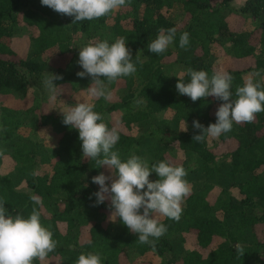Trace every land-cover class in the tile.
<instances>
[{"label": "trees", "instance_id": "1", "mask_svg": "<svg viewBox=\"0 0 264 264\" xmlns=\"http://www.w3.org/2000/svg\"><path fill=\"white\" fill-rule=\"evenodd\" d=\"M231 1L131 0L104 17L74 23L40 0H0V95L23 102V107L0 102V199L13 215L27 217L38 208L58 242L44 264H75L88 252L99 253L103 264H264V112L219 138L197 142L194 137L202 132L193 121L205 128L215 123L223 102L215 97L193 102L176 89L178 77L189 79V68L209 77L216 71L231 74L233 92L249 73L259 71L256 79L264 81V0H246L237 9ZM235 16L251 20L254 29L238 24ZM173 27L174 45L160 55L149 52L159 30ZM27 31L29 49L21 57L12 43ZM185 31L186 49L179 47ZM121 37L133 58L139 56L138 70L106 81L111 99L93 97L91 103L109 128H118L114 150L122 160L132 154L150 166L170 160L185 167L192 188L179 222L157 214L167 233L152 244H140L119 219L109 220L110 201L93 206L90 196L99 186L92 177L112 172L98 160L82 158L78 132L65 126L58 112L88 93L91 77L77 76L79 47ZM221 54L235 64L221 66ZM52 74L62 77L54 81L62 94L48 111L42 107L49 103L44 81ZM66 88L73 93L66 95ZM48 131L61 134L57 145L44 141L41 134ZM226 142L235 147L215 150ZM7 156L13 166L4 163Z\"/></svg>", "mask_w": 264, "mask_h": 264}, {"label": "clouds", "instance_id": "2", "mask_svg": "<svg viewBox=\"0 0 264 264\" xmlns=\"http://www.w3.org/2000/svg\"><path fill=\"white\" fill-rule=\"evenodd\" d=\"M42 6L72 17L74 23L92 21L128 6L131 0H40ZM177 37L175 27L161 28L157 37L147 45L153 54H163L174 45ZM190 46V33L179 36V47ZM78 64L82 71L81 78L91 77L88 94L94 98L110 100L112 92L108 83L122 77L134 75L140 63L139 56L133 58L131 49L124 38L114 42L99 40L79 47ZM55 55V54H54ZM189 79L178 77L176 89L182 96L193 102L201 98L215 97L222 101L217 112L216 122L206 128L199 120L193 121V127L201 130L194 140L203 142L205 138H219L232 131L234 124L252 123L256 115L264 112V81L256 79L260 72L249 73L242 86L232 90L233 77L224 71H216L211 77L204 70H187ZM62 77L52 74L46 78L44 85L49 94V103H54L61 92L55 80ZM235 96V99L233 97ZM75 106L58 109L62 123L78 132L81 141L82 158L98 160L100 166H107L112 175L101 172L92 177V183L99 190L92 193L93 206L108 203L109 220L117 219L131 233L138 235L140 244H152L167 233V226L161 223L157 214L179 222L183 213V203L191 194L192 188L186 179L188 172L184 166L170 160H160L149 165L142 157L132 154L122 160L115 146L120 140L117 127L109 128L103 122V116L95 111V105L80 101L76 97ZM55 109V108H54ZM187 131V128L184 129ZM99 166V167H100ZM155 173L158 177H150ZM111 181V183H109ZM31 200L37 206L42 201L33 195ZM0 199V264H44L48 255L55 251L58 242L54 234L41 220L38 208L27 216L13 215ZM238 251L243 249L237 246ZM75 264H103L99 253H81Z\"/></svg>", "mask_w": 264, "mask_h": 264}, {"label": "rangeland", "instance_id": "3", "mask_svg": "<svg viewBox=\"0 0 264 264\" xmlns=\"http://www.w3.org/2000/svg\"><path fill=\"white\" fill-rule=\"evenodd\" d=\"M245 1L246 0H232L231 1V5H232V7H234V8L237 9V8H240L245 3ZM235 19L237 20L238 24L244 23L245 24V27L248 28L249 30H253L254 29V26L255 25L252 23L251 20H249V19H243V17H238V16H235ZM29 35H30L29 34V31H27L22 36L15 37V39H13L12 47L19 54V56H21V57H25L26 54H27V51L29 49V47H28V41L25 40V39H27V37ZM50 59H52V60L54 59L53 56L51 57V54H50ZM237 61H243V60H237ZM217 63H219L223 67H230V66H232V65L235 64L233 61L232 62H230V61L227 62V57H225L223 54H221L219 56ZM123 83L124 82L121 80L120 83H119V85H123ZM63 92L66 95H68V96L71 95V93H73V91H71L68 88L64 89ZM30 99L32 101L33 95L29 98L28 104H29ZM92 100H93V97H91L88 93L80 98V101L81 102L82 101H86L88 103H91ZM0 102L3 105L5 104V105H9V106L23 107V102L22 101H17V100L10 101L9 99H7L5 97H2L1 95H0ZM53 105H54V103H48V105L45 104L42 107L45 110L50 111L51 108L53 107ZM41 136L44 138V141L48 145L55 146V145H57V143H58V141H59V139L61 137V134H58L55 131H48V132H45L44 134L42 133ZM234 147H235V143L234 142H226V143L219 144L215 148V150L216 151L217 150L218 151H221V150L222 151H227V150L233 149ZM177 160H179V158H177ZM4 163L7 164V165H12V166L14 165V162L8 156L7 157H4ZM83 238L86 240L88 238L87 237V234H85Z\"/></svg>", "mask_w": 264, "mask_h": 264}]
</instances>
